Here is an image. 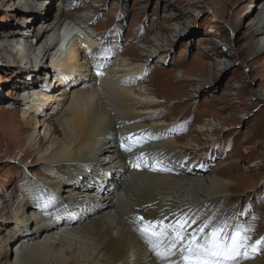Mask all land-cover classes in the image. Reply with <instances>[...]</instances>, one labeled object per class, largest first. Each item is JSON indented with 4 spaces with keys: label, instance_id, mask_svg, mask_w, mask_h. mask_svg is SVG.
<instances>
[{
    "label": "bare ground",
    "instance_id": "bare-ground-1",
    "mask_svg": "<svg viewBox=\"0 0 264 264\" xmlns=\"http://www.w3.org/2000/svg\"><path fill=\"white\" fill-rule=\"evenodd\" d=\"M74 1L79 0H14L27 9L25 15L0 29V60L24 65L33 60L47 77L32 67L11 75L18 81L11 80L15 99L9 103L21 108L12 112L19 119L4 138L6 151L21 149L39 168L13 197L0 202L5 223L0 264L181 262L178 251L165 260L157 257L142 231L149 222L153 231L170 236H175L171 228L183 226L185 242L201 236L200 229L210 233L226 224L224 231L230 232L241 225L248 239L232 264H264V245H256L264 233H255L249 221L252 203L242 207L234 196L245 175L210 165L195 147L200 138L193 130L179 135L177 126L185 119L174 113L176 105L161 103L167 97L155 88L162 71L150 72L144 64L156 47L144 46L142 57L117 52L110 64L109 40L91 25L87 6L93 5L84 0L86 12L76 13ZM252 2L257 13L247 24L253 39L247 50L260 56L264 0ZM26 27L34 30L31 36ZM181 28L177 21L174 30ZM208 44L216 67L227 66L229 52ZM254 95L264 101V90ZM46 116L51 117L46 134L53 140L43 150L47 141L38 128ZM196 122L195 132L206 135L205 125Z\"/></svg>",
    "mask_w": 264,
    "mask_h": 264
},
{
    "label": "rangeland",
    "instance_id": "rangeland-1",
    "mask_svg": "<svg viewBox=\"0 0 264 264\" xmlns=\"http://www.w3.org/2000/svg\"><path fill=\"white\" fill-rule=\"evenodd\" d=\"M86 1L93 5L87 6L92 13V28L109 40L110 64L115 62L117 52L134 51L142 57L144 46L156 47L144 64L150 72L162 71L158 77L162 82L155 88L160 97H167V103H161L176 105L174 113L185 119L178 121L179 135L187 136L193 130V135L200 138L195 147L206 153L210 165L225 166V171L236 177L245 175L241 178L243 186L234 196L242 207L252 203L249 221L255 233H264V101L254 95L256 90H264V53L257 56L247 50L253 39L246 30L257 13V4L249 0H230L228 4L226 0ZM83 2L70 5L76 13H84ZM15 6L14 0H0L1 30L2 25L22 21V11L27 9ZM47 8L51 14L55 3ZM177 21L182 27L178 32L174 30ZM26 32L31 36L34 30L26 27ZM209 41L229 52L227 66L216 67ZM32 62L24 65L0 60V202L13 197L16 188L35 177L39 168L30 157H23L19 148L12 147L7 153L4 139L10 127L18 125L19 116L12 112L21 108L18 103H9L15 99V92L12 96L10 93L11 80L18 81L11 75L27 67L44 72L42 66ZM41 75L46 77V73ZM50 118L42 117L38 128L40 137L47 141L43 150L53 140L46 134ZM197 119L208 130L204 136L194 130ZM4 224L0 218V236Z\"/></svg>",
    "mask_w": 264,
    "mask_h": 264
},
{
    "label": "snow or ice",
    "instance_id": "snow-or-ice-1",
    "mask_svg": "<svg viewBox=\"0 0 264 264\" xmlns=\"http://www.w3.org/2000/svg\"><path fill=\"white\" fill-rule=\"evenodd\" d=\"M126 151H131V149L128 148ZM226 226L225 224L213 228L210 233L200 229L202 235L199 237L193 235L187 242H185L183 226L171 228L175 236H170L166 230L153 231L151 222L143 227L142 231L161 260L176 255L178 251L182 260L173 262V264H232L241 255V249L246 247L245 241L248 237L242 233L247 232L248 229L238 225L230 232H225ZM164 240H167V244L162 247ZM256 245H264V238L257 241ZM256 250L257 247L254 246L253 252Z\"/></svg>",
    "mask_w": 264,
    "mask_h": 264
}]
</instances>
